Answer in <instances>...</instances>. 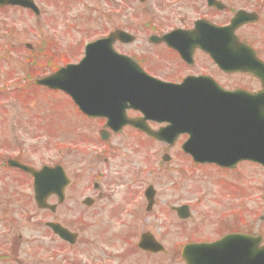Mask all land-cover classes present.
I'll use <instances>...</instances> for the list:
<instances>
[{"label":"flooded vegetation","instance_id":"flooded-vegetation-1","mask_svg":"<svg viewBox=\"0 0 264 264\" xmlns=\"http://www.w3.org/2000/svg\"><path fill=\"white\" fill-rule=\"evenodd\" d=\"M147 4L151 22L147 29L149 35L144 41L139 42L141 35L136 29L121 26L105 29L91 41L107 39L118 30L131 33V37L125 38L131 39L129 43L118 38L112 45L118 54L131 57L136 65H122L107 74L117 80L122 77L129 80V74L136 76L142 68L161 83L182 85L188 80L186 86L174 88L159 83L157 92L160 96L165 95L163 101H175L177 97L172 96L175 93L182 95L188 100L183 105L187 104L190 111H177L175 108L179 105L175 103L174 106L166 105L172 111L160 114L147 111L146 114L127 105L125 119L138 121L142 127L148 126L154 131L162 130L177 116L189 115L197 119V115L207 113L199 108L214 106L222 91L249 94L261 91L264 80V0H148ZM121 11L118 10V14ZM165 35L169 36L166 41L161 39ZM80 46L78 58L67 63L81 60L85 44ZM74 49L72 44L66 46L65 51L74 52ZM64 95L71 101L82 123L93 127L89 131L82 129L83 134L74 141L78 145L70 147V154H81L85 161L81 167L75 162L60 160L47 165L64 168L67 178H63V188L57 186L59 172L52 180L46 176V188L42 187L44 181L39 180L37 190L34 177L23 171L19 175L30 178L28 182L4 184L3 190L0 187V197L2 191L4 195L10 191L7 199L0 200V205L15 201L24 203V212L16 217L13 211L0 209V263L123 264L128 253L135 251L140 258H154L153 264H159L156 262L161 255L171 257L172 264H237L243 257L264 264L263 207L255 210L252 207L249 183L240 187L237 184V179H246L249 174L244 173L232 180L233 183L229 180L237 189H222L228 192L223 198L226 205L218 197L215 204L225 208L219 207L217 211L212 207L217 212L201 210L205 196L190 199L199 192V184L188 186L185 181L187 167L196 170L211 166L229 176L248 161L231 168L196 163L183 149L190 136L188 133L172 130L163 140L153 139L130 123L122 125L123 118L110 121L104 113L89 116L70 96ZM240 97L244 99V96ZM102 98L104 102L110 101L105 94ZM222 102L229 105L227 97L221 98ZM108 111H111L110 104L103 103L102 112ZM118 111H122V106ZM76 126H71L70 131L73 132ZM21 187L27 192H15ZM238 190L249 201L244 209H238L237 204H232L228 198L231 193L233 200ZM206 217L208 224L205 223ZM101 222L108 224L101 229L114 228V237L125 238L131 245L118 254L117 258H121L118 260L86 257L82 261L80 253L72 250L81 243L84 231H91ZM170 223L177 224L179 232L177 236L171 233L167 245L166 239L153 227ZM26 227L33 232L29 240H25L21 232ZM241 234L260 238L247 240L246 236V240L241 241ZM203 243L216 244L203 249L192 246L184 255L188 246ZM160 245L164 247L163 251L158 250Z\"/></svg>","mask_w":264,"mask_h":264},{"label":"rangeland","instance_id":"rangeland-1","mask_svg":"<svg viewBox=\"0 0 264 264\" xmlns=\"http://www.w3.org/2000/svg\"><path fill=\"white\" fill-rule=\"evenodd\" d=\"M37 4L42 9L41 17H36L33 13L22 9L0 10L1 188L4 184L30 180V178L21 177L18 173L5 171L3 167L10 157L18 155L34 166L60 160L67 163L72 161L77 167H81L85 161V156L83 157L81 154H70V147L78 145L74 141L83 134L80 132L82 129L88 130L93 127L82 123L80 115H77L71 101L64 94L32 86L35 78L49 73L47 71L49 54L64 55L70 61L76 60L81 43L104 32L105 29H115L118 26L125 29H136L141 35L139 42L144 41L145 36L149 35L147 29L151 21H149L150 11L147 3L141 4L136 0H37ZM121 9V13L118 14V10ZM26 44H31L34 48L33 51L37 54L29 50ZM72 44L75 48L74 52L65 51L66 46ZM44 49L49 51L44 54ZM29 59L36 62L31 65ZM32 69L34 73H32ZM12 72L13 75H11ZM30 76L34 78L30 81L26 80ZM17 78L20 79V82ZM5 87L12 88L5 90ZM73 125L77 126L71 132L70 129ZM52 134L54 135L52 136ZM185 170V181L188 186L199 184V192L190 196V199L205 196V202L200 207L201 210L210 211L213 209L212 207H216L218 211L219 207L225 208L224 205L222 207V205L215 204L216 200L218 201L217 198L220 197V201L224 203L223 198L227 196L228 192L226 193L222 189H237L235 186L232 187L231 182L243 176L244 173H250L247 176L248 179L244 177L246 179L243 182L239 180V182L250 184L252 207L258 208L264 201V178L259 173L261 168L254 163H242L229 176L211 166L196 170L187 167ZM9 192L4 195L5 192L2 191L0 200L7 199ZM15 192L23 194L27 192V189L21 187ZM230 196L231 193L228 196L229 201L232 204L233 202L237 204L238 209H244L249 204L247 198L240 195L234 197L233 200ZM18 197L22 198L20 195ZM23 206V202L15 201L8 205L3 203L0 205V209L11 210L16 217V214L24 212ZM207 218L205 219L206 224H208ZM107 225L106 222H101L91 231L82 233L81 243L72 250L80 253L82 261L86 257L93 260L107 257L118 260L121 259L117 258L118 254L128 250L131 243L127 244L125 238H115L114 228L101 229ZM153 228L159 236L166 239L167 245L170 244L171 233L177 236L176 234L179 232L178 225L174 223L159 224ZM21 232L24 233L25 240H29L33 234L31 228L27 227L21 229ZM160 258H157L156 263L172 264L171 257L161 255ZM153 263L154 258H140L135 251L129 252L123 262V264Z\"/></svg>","mask_w":264,"mask_h":264},{"label":"water","instance_id":"water-1","mask_svg":"<svg viewBox=\"0 0 264 264\" xmlns=\"http://www.w3.org/2000/svg\"><path fill=\"white\" fill-rule=\"evenodd\" d=\"M9 4L23 6L33 9L37 14L39 13L38 7L34 4L33 0H0L1 6ZM120 34L123 35L124 33L118 32L114 38ZM124 35L127 34L125 33ZM102 42L103 40L87 45L86 58L80 64H77V66L69 65L66 69H62L54 75L37 80L36 83L53 89H61L66 93L68 92L77 104L79 103L84 108L90 102L86 97L97 95V91L95 90L96 84L90 83L84 78L89 71V78H92V73L97 71L93 67L92 69L94 70H91L89 65L91 63H98V61L103 63L110 61V59L99 58L97 55L98 50L95 51V47L99 46ZM83 74L85 75L82 76ZM107 85H111L115 92L120 93L121 96L119 95V98L123 97V100L132 104L131 106L143 109L144 106L154 108L157 105L156 103L150 106V103L156 100L157 96L155 95L154 86L145 77L129 82H120V84L107 81ZM88 89H94V92L90 91L89 95L87 93H80L81 90L87 91ZM178 95L182 97V95ZM230 95L235 96V93ZM186 101L187 99L179 100L178 102ZM165 104L167 103L164 102ZM225 107L223 105H219L218 108L210 107L217 112L218 109H221L219 111L220 117L215 121L208 120L206 122L198 120L197 123H187L188 130L190 132L193 130L192 132L195 136L188 142L185 149L190 151L198 162H215L219 165H231L232 162L242 160L243 158L259 162L264 166V90L258 96L250 97L248 104L245 106L244 113L242 111L237 113L236 110L222 113L223 109H227ZM232 107L233 105L229 104V108ZM186 109L188 110L189 106L184 110ZM84 110L89 112V114L91 113L90 109L84 108ZM161 135L162 133L158 132L153 136L160 138ZM19 166L24 167L21 164ZM33 174H36V172L33 171Z\"/></svg>","mask_w":264,"mask_h":264}]
</instances>
